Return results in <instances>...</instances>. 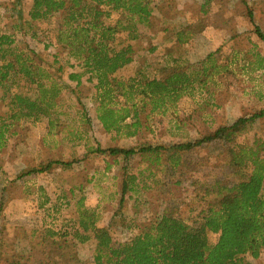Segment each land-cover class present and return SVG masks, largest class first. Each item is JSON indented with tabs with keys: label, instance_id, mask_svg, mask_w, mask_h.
<instances>
[{
	"label": "trees",
	"instance_id": "trees-1",
	"mask_svg": "<svg viewBox=\"0 0 264 264\" xmlns=\"http://www.w3.org/2000/svg\"><path fill=\"white\" fill-rule=\"evenodd\" d=\"M154 1L32 0L27 15L22 1H13L16 21L12 31L0 32V89L6 107L4 115H0V151L12 135L17 134L16 143L25 142L28 124L43 118L48 121L49 132H59L63 126L58 117L63 112L58 110L62 105L60 98L63 90L70 88L59 75L63 65L56 66V72L47 68L39 51L26 41L19 44V35L24 38L41 34L57 49V55L63 52L66 64L74 70L67 74L76 83L75 89L87 75L95 89L92 102L96 118L115 140L137 138L145 126L152 130L150 118L165 115L180 98L192 94L196 88L206 89L209 79L218 74L214 52L197 63L184 59V53L186 44L204 31L207 19L213 15V0H204L190 23L183 21V25L165 27L177 40L174 48L164 51L167 62L173 65L160 68L153 76L141 68L127 78L117 75L135 61L134 42L151 24ZM178 14L174 6V18ZM252 14L249 8L248 15L253 22ZM254 26L264 41V31L258 24ZM238 54L235 50L232 57ZM57 55L54 63L59 62ZM263 63L261 59L258 66L263 67ZM85 109L81 121L89 126L93 118ZM260 119L264 120V106L217 126L194 141L168 145L144 141L130 147L105 146L98 142L86 145L87 153L122 156L127 160L137 155L138 165L148 163V176H153L158 166H165L166 172L175 177L185 162V151L217 142L225 153L227 182L222 183L218 177L215 183L193 182L191 195L175 202L174 211L170 204L166 206L168 201H162L166 203L162 214L149 218L139 232L130 231L124 241L113 240L108 227L100 224L97 211L80 198L77 216L64 228L41 231L42 255L57 264H69L65 249L69 241L65 238L71 236L83 243L95 241L93 264H251L245 255L264 261V130L255 129ZM163 153L167 157L164 165ZM77 160V157L71 161L41 160L28 172L40 175L51 172L56 164L70 167ZM143 172L140 170V175ZM140 177L136 173L124 174V191L140 188ZM145 184L143 188L147 187ZM70 190L73 193L74 187ZM182 206L188 207V217L177 211ZM0 264L27 263L0 251Z\"/></svg>",
	"mask_w": 264,
	"mask_h": 264
},
{
	"label": "rangeland",
	"instance_id": "rangeland-1",
	"mask_svg": "<svg viewBox=\"0 0 264 264\" xmlns=\"http://www.w3.org/2000/svg\"><path fill=\"white\" fill-rule=\"evenodd\" d=\"M13 1L0 0V32L12 31L16 21ZM21 1L24 14L27 15L32 0ZM182 1L186 9L193 11L198 9L201 0H190L192 2L189 4L186 0ZM161 2H164L165 7L163 23L160 22L157 7ZM177 2L179 4L180 0L154 1L151 26L143 30L141 38L134 42L135 61L117 73L118 76H133L140 68L153 76L160 68L173 65L167 62L164 51L168 47L174 48V41L164 39L161 35L165 24L174 23V4ZM234 3L236 6L230 13H225L226 6L231 8ZM214 6L215 11L225 14L215 12L209 16L207 20L213 25L206 34L198 35L186 45L184 59L196 62L214 52L219 65L218 74L209 79L206 89L196 88L192 94L180 98L165 115L150 118L152 130L143 127L137 138L113 139L96 118L92 102L95 89L86 78L87 75L75 89L76 83L70 81L67 74L74 70L66 64L63 52L57 55V49L41 34L24 38L19 35V44L23 45L26 41L39 51L47 68L56 72V66L63 65L59 75L70 88L61 94L62 105L58 110L63 112L58 117L63 126L59 132H49L48 121L43 118L28 124L30 127L25 131V142L16 143L17 134L12 135L0 151V251L4 255L27 264H57L52 258L47 259L42 255L40 233L45 229L56 231L62 226L64 228L77 216L80 198H84L85 205L97 211L100 224L108 227L113 240L124 241L130 231L139 232L149 218L162 214L163 205L166 204H162V201H168L166 206L170 204L174 211L172 205L175 202L184 201L191 195L193 182L199 183L197 185L215 183L217 177L222 183L227 182L225 175L228 169L223 160L225 153L217 142L185 151V162L175 177L166 172L165 166H158L155 174L148 176V163L144 161L138 165L140 158L137 155L127 160L122 156L86 152V145H96L97 142L105 146L130 147L144 141L164 145L194 141L211 133L215 127L231 123L237 117L264 106V66H258L264 59V41L256 34L254 26L259 23L264 31V0H216ZM237 6L244 13L242 20L234 15ZM250 7L261 11V16L257 15L253 22L248 15ZM224 16L229 17L230 22L225 25V30L232 38L221 43L225 33L221 32L223 28L220 25L223 23L219 20ZM240 23L243 24L242 30ZM47 44L50 46L45 49ZM153 47H156L155 51L151 50ZM235 50L239 51L238 57H232ZM55 55L58 63H54ZM225 65L227 68H224ZM1 97L0 89V115H4L6 107ZM84 107L89 117L93 118L92 125L81 121ZM255 129L260 132L264 130L263 119L256 123ZM73 157L78 160L70 167L56 164L51 172L40 175L28 172L41 160L47 162L60 158L71 161ZM162 158L164 165L166 153H163ZM140 170L145 172L140 175ZM126 173L141 176L138 178L140 188L124 191L122 180ZM177 180L180 183L177 184ZM144 183L147 185L145 188ZM71 187H74L73 193ZM177 211L183 217L190 215L187 206ZM215 239L216 235H211V240ZM65 240L69 241L65 247L69 264H93L94 240L83 243L71 236H66ZM245 259L251 264H264L262 259L254 260L248 255H245Z\"/></svg>",
	"mask_w": 264,
	"mask_h": 264
},
{
	"label": "crops",
	"instance_id": "crops-1",
	"mask_svg": "<svg viewBox=\"0 0 264 264\" xmlns=\"http://www.w3.org/2000/svg\"><path fill=\"white\" fill-rule=\"evenodd\" d=\"M186 2H188V4L189 3H191L192 1H190V0H186ZM204 2V0H201V1H199V5H198V9L197 10H193V11H189L188 9H186V6H185V4H184V1H182V0H180V2H179V4H178V2H177V4H174V6L176 7V10H177V12L179 13L178 14V17L176 16V18H174L175 20H174V23L171 25L172 27H174V26H177L178 24H180V25H183L184 24V22L183 21H185V22H188V23H190L191 21H193V15L194 14H196L197 13V11L199 10V8H200V6L202 5V3ZM215 2H216V0H213L212 1V7H211V12L212 13H215V12H219L220 14L221 13H224L223 11H215ZM236 3V2H235ZM235 3L233 4V5H231L232 7L231 8H228L227 6H226V11H225V13L226 12H229L230 13V10L233 8V7H235L236 5H235ZM230 6V5H229ZM157 7H158V10H159V12H160V16H161V19H160V22L161 23H163L164 22V12H165V7H164V2H161L160 4H158L157 5ZM221 7H222V4H221ZM251 8V7H250ZM251 10H252V16H253V18L254 19H257V15L258 16H261V11H259V10H256L255 8H251ZM235 14V17H238V19L239 20H242L243 19V12H242V10H241V8H239L238 6L234 9V11H233ZM224 13V14H225ZM238 16H237V15ZM228 15V14H227ZM152 20V19H151ZM228 20H229V17L227 18L226 16H224L221 20H219L220 22H222L223 24H221L220 26H221V28H223L222 29V33H225L224 34V36H222V39H221V43H224V42H226L227 41V39L228 38H230L231 37V35L230 34H227V31L225 30V28H226V26L225 25H228V23L230 22H228ZM152 22V21H151ZM207 25L206 26H204V31L203 32H201V33H199V34H197L193 39H191L190 41H189V43L188 44H190L198 35H204V34H206V32H207V29L209 28V27H211V25H213L212 23L213 22H210V21H208L207 20ZM168 24H170V23H167V24H165L166 26L168 25ZM258 25H259V23H257ZM151 26V24L148 26V28L147 29H149V27ZM165 26V27H166ZM165 27H164V30H163V32H162V35H161V37L162 38H164V39H167V38H170V40H172V41H174V45H176L177 44V40H176V36H175V34L174 33H169L166 29H165ZM239 27H241V30H242V28H243V24L242 23H240V26ZM142 35H143V33H142ZM172 35V36H171ZM229 35V36H228ZM171 36V37H170ZM225 38V39H224ZM188 44H186V45H188Z\"/></svg>",
	"mask_w": 264,
	"mask_h": 264
}]
</instances>
